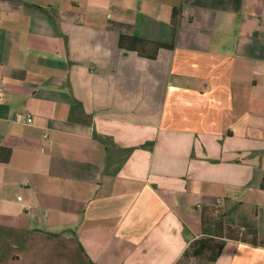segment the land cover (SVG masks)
Returning a JSON list of instances; mask_svg holds the SVG:
<instances>
[{
	"label": "crops",
	"instance_id": "0c3cea01",
	"mask_svg": "<svg viewBox=\"0 0 264 264\" xmlns=\"http://www.w3.org/2000/svg\"><path fill=\"white\" fill-rule=\"evenodd\" d=\"M0 86V264H264V0H0Z\"/></svg>",
	"mask_w": 264,
	"mask_h": 264
},
{
	"label": "trees",
	"instance_id": "16d2710c",
	"mask_svg": "<svg viewBox=\"0 0 264 264\" xmlns=\"http://www.w3.org/2000/svg\"><path fill=\"white\" fill-rule=\"evenodd\" d=\"M179 16H180V9L174 8L172 14V24L175 28V32L179 26ZM119 46L121 49L128 51V52H136L142 58H146L149 60H156L158 53L161 49H173L174 44L167 45L157 42H151L139 37H129V36H122L119 41ZM12 151L8 148H4L0 145V162L1 163H8L11 158ZM261 188L264 190V183L261 185ZM217 213L216 209L213 210H204L202 212V222H203V234L207 235V238H204L198 242L191 244V250L188 251L185 256H192L193 257H205L209 254L210 261H215L219 256L223 244L222 242L215 244L214 237H222L225 236H218L211 231V227L216 228L220 224H216L218 217L214 218L213 214ZM221 219V218H220ZM221 221V220H220ZM221 223V222H219ZM246 233L240 234V236L232 235L226 237L228 239H234L241 242H248V241H255L257 237V233L254 227L247 226L245 227Z\"/></svg>",
	"mask_w": 264,
	"mask_h": 264
},
{
	"label": "rangeland",
	"instance_id": "374dc122",
	"mask_svg": "<svg viewBox=\"0 0 264 264\" xmlns=\"http://www.w3.org/2000/svg\"><path fill=\"white\" fill-rule=\"evenodd\" d=\"M216 211H217V213H214L213 216H214V218H216V216L218 217L216 224H220V225L217 226V229L211 227V231L214 234H216L218 236L220 235L223 237L224 236L229 237L232 235L240 236V234L246 233V230H242V227L244 226V224L246 222L245 219H243L242 217H238V218H233L231 216L225 217L222 215V212L220 209H216ZM219 222H221V223H219ZM220 242H222V241L220 239H218V240H216L215 244H218Z\"/></svg>",
	"mask_w": 264,
	"mask_h": 264
},
{
	"label": "built area",
	"instance_id": "2783aa9c",
	"mask_svg": "<svg viewBox=\"0 0 264 264\" xmlns=\"http://www.w3.org/2000/svg\"><path fill=\"white\" fill-rule=\"evenodd\" d=\"M0 91H2L1 86H0ZM32 122V119L28 116L27 118V124H30ZM19 202H21V205L23 206V208L28 211V212H33L34 211V206H32L31 204H24L22 203V198L19 199Z\"/></svg>",
	"mask_w": 264,
	"mask_h": 264
}]
</instances>
